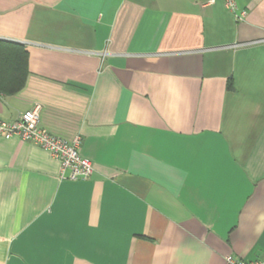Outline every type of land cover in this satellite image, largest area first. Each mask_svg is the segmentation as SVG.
Listing matches in <instances>:
<instances>
[{
  "label": "crops",
  "instance_id": "1",
  "mask_svg": "<svg viewBox=\"0 0 264 264\" xmlns=\"http://www.w3.org/2000/svg\"><path fill=\"white\" fill-rule=\"evenodd\" d=\"M234 3L0 0L27 52L0 121L39 106L93 168L0 138V264L264 261V0Z\"/></svg>",
  "mask_w": 264,
  "mask_h": 264
},
{
  "label": "built area",
  "instance_id": "2",
  "mask_svg": "<svg viewBox=\"0 0 264 264\" xmlns=\"http://www.w3.org/2000/svg\"><path fill=\"white\" fill-rule=\"evenodd\" d=\"M224 7L231 13L235 12L234 0H222ZM244 13L239 14L241 19ZM39 106L22 112L14 121H0V138L8 140L17 138L28 141L48 152L60 165V176L67 180H87L93 173L91 162L79 153L80 138L75 137L67 142L55 137L39 124ZM225 264H264V261H242L233 256L224 258Z\"/></svg>",
  "mask_w": 264,
  "mask_h": 264
},
{
  "label": "trees",
  "instance_id": "3",
  "mask_svg": "<svg viewBox=\"0 0 264 264\" xmlns=\"http://www.w3.org/2000/svg\"><path fill=\"white\" fill-rule=\"evenodd\" d=\"M27 76V52L23 45L0 40V96L19 92Z\"/></svg>",
  "mask_w": 264,
  "mask_h": 264
}]
</instances>
